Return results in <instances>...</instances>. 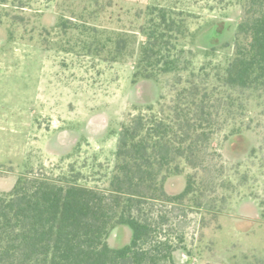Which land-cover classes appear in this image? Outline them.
I'll return each mask as SVG.
<instances>
[{
  "label": "rangeland",
  "instance_id": "rangeland-1",
  "mask_svg": "<svg viewBox=\"0 0 264 264\" xmlns=\"http://www.w3.org/2000/svg\"><path fill=\"white\" fill-rule=\"evenodd\" d=\"M238 3L0 0V192L28 173L107 187L122 127L167 93L160 84L133 81L145 9L182 12L173 16L184 31L177 49L197 72L223 70L232 58V29L207 40L213 26L237 23ZM244 115L243 137L226 141L221 133L211 142L202 201L213 211L193 209L177 219L184 233L177 264H264V97L251 100ZM60 128L72 131L65 137ZM187 173L172 178L169 192L180 191ZM130 239L131 231L118 226L108 242L119 249Z\"/></svg>",
  "mask_w": 264,
  "mask_h": 264
},
{
  "label": "trees",
  "instance_id": "trees-1",
  "mask_svg": "<svg viewBox=\"0 0 264 264\" xmlns=\"http://www.w3.org/2000/svg\"><path fill=\"white\" fill-rule=\"evenodd\" d=\"M238 4L237 23L226 21L222 31L213 26L207 40L232 29V58L223 70L197 72L177 49L184 31L173 16L182 12L145 9L133 81L160 84L167 93L122 127L107 187L28 173L0 192V264H177L184 242L177 219L193 209L213 211L202 201L211 142L221 133L226 141L243 137L250 101L264 97V0ZM167 76L172 79L162 85ZM186 169L180 191L169 192L172 178ZM118 226L131 239L113 249L108 241Z\"/></svg>",
  "mask_w": 264,
  "mask_h": 264
},
{
  "label": "flooded vegetation",
  "instance_id": "flooded-vegetation-1",
  "mask_svg": "<svg viewBox=\"0 0 264 264\" xmlns=\"http://www.w3.org/2000/svg\"><path fill=\"white\" fill-rule=\"evenodd\" d=\"M104 130H105L104 127H102L101 130H97V131L103 132ZM69 131H72V130H71V129H66V130H65V128H60V129L57 131V134L62 133V136H65V137H66L65 134H67L66 132L69 133ZM94 133H96V131H94ZM76 142H77V138H76V140H74V142H72V144H75ZM69 146H70V145H69Z\"/></svg>",
  "mask_w": 264,
  "mask_h": 264
}]
</instances>
